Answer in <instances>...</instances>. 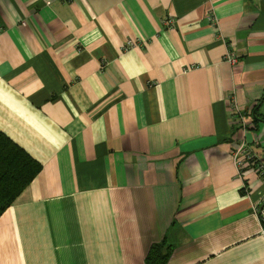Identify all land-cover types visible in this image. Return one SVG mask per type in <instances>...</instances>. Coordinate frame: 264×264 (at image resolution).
<instances>
[{"label":"crops","instance_id":"0c3cea01","mask_svg":"<svg viewBox=\"0 0 264 264\" xmlns=\"http://www.w3.org/2000/svg\"><path fill=\"white\" fill-rule=\"evenodd\" d=\"M262 100L264 0H0V133L41 165L0 264H264Z\"/></svg>","mask_w":264,"mask_h":264},{"label":"trees","instance_id":"16d2710c","mask_svg":"<svg viewBox=\"0 0 264 264\" xmlns=\"http://www.w3.org/2000/svg\"><path fill=\"white\" fill-rule=\"evenodd\" d=\"M40 172L38 162L0 133V216ZM169 253L165 245L152 246L145 263L166 264Z\"/></svg>","mask_w":264,"mask_h":264},{"label":"built area","instance_id":"2783aa9c","mask_svg":"<svg viewBox=\"0 0 264 264\" xmlns=\"http://www.w3.org/2000/svg\"><path fill=\"white\" fill-rule=\"evenodd\" d=\"M213 11H210L208 14V21L211 22L212 26H216L217 23L215 21V18H213ZM166 25L170 26L172 25V20L167 19ZM134 42L129 40L126 45H124V50L133 47ZM230 64H235L237 62V57L232 54L231 52L226 53L225 58ZM188 70L192 69L191 67L187 68ZM235 102V101H234ZM233 104V110H234V116H237V119L242 123L241 129L242 135L237 136V144L234 148L232 153V160H233V166L235 167L237 171V176L240 178V176L243 175L244 171L253 168L255 169V173L257 177L260 179H264V159H261L258 156H255L252 154L248 148V144L246 143L244 133L245 131H248L247 123L244 119V116H242L240 110L237 109L236 105ZM251 214L256 218L258 221L259 231L262 236H264V193L261 194L258 200H255L252 202L251 205Z\"/></svg>","mask_w":264,"mask_h":264},{"label":"water","instance_id":"95a60500","mask_svg":"<svg viewBox=\"0 0 264 264\" xmlns=\"http://www.w3.org/2000/svg\"><path fill=\"white\" fill-rule=\"evenodd\" d=\"M262 104H264V100H262V101L259 102V105H258L257 108L254 110V113H253V114H255L256 111L259 110V108L262 106ZM253 114H252V115H253ZM253 116H255V117H254L255 120H257L258 122L264 123V120H262V119L256 117V115H253Z\"/></svg>","mask_w":264,"mask_h":264}]
</instances>
